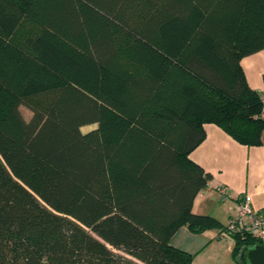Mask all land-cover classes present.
I'll list each match as a JSON object with an SVG mask.
<instances>
[{
    "label": "trees",
    "instance_id": "trees-1",
    "mask_svg": "<svg viewBox=\"0 0 264 264\" xmlns=\"http://www.w3.org/2000/svg\"><path fill=\"white\" fill-rule=\"evenodd\" d=\"M263 48L264 0H0V264H191L181 229L226 225L189 153L207 121L261 142Z\"/></svg>",
    "mask_w": 264,
    "mask_h": 264
},
{
    "label": "crops",
    "instance_id": "crops-1",
    "mask_svg": "<svg viewBox=\"0 0 264 264\" xmlns=\"http://www.w3.org/2000/svg\"><path fill=\"white\" fill-rule=\"evenodd\" d=\"M247 85L264 91V48L244 56L240 61ZM204 139L189 153V158L213 177L195 197L193 211L209 214L227 225L236 211L237 201L245 194L252 197L253 205L264 210V128L261 142L244 143L234 137L221 124L204 122ZM220 228L192 233L184 226L174 239V244L191 253L198 247L221 243ZM231 236L225 238L228 239ZM228 244L226 252L233 250Z\"/></svg>",
    "mask_w": 264,
    "mask_h": 264
},
{
    "label": "built area",
    "instance_id": "built-area-1",
    "mask_svg": "<svg viewBox=\"0 0 264 264\" xmlns=\"http://www.w3.org/2000/svg\"><path fill=\"white\" fill-rule=\"evenodd\" d=\"M262 109L258 115L264 119V91L260 94ZM240 233L262 241L264 243V210L254 207L252 197L243 195L238 201L235 213L231 216L225 229L221 231V237L227 238L233 234Z\"/></svg>",
    "mask_w": 264,
    "mask_h": 264
},
{
    "label": "rangeland",
    "instance_id": "rangeland-1",
    "mask_svg": "<svg viewBox=\"0 0 264 264\" xmlns=\"http://www.w3.org/2000/svg\"><path fill=\"white\" fill-rule=\"evenodd\" d=\"M21 110L27 119L31 117V111L28 108L22 106ZM95 126L96 125H87L84 126L82 130L87 132ZM219 237L222 239L221 243L211 245L209 242L205 247H198L197 250L200 249V251L196 254L191 264H239L237 259L233 256V250L229 253L225 251L228 244H235L234 238H222L221 233Z\"/></svg>",
    "mask_w": 264,
    "mask_h": 264
},
{
    "label": "water",
    "instance_id": "water-1",
    "mask_svg": "<svg viewBox=\"0 0 264 264\" xmlns=\"http://www.w3.org/2000/svg\"><path fill=\"white\" fill-rule=\"evenodd\" d=\"M239 258L241 264H264V243L243 247Z\"/></svg>",
    "mask_w": 264,
    "mask_h": 264
}]
</instances>
